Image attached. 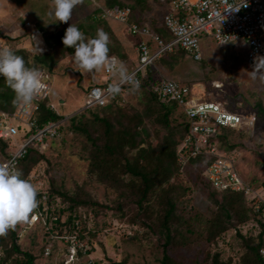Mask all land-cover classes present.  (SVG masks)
<instances>
[{
    "label": "rangeland",
    "instance_id": "1",
    "mask_svg": "<svg viewBox=\"0 0 264 264\" xmlns=\"http://www.w3.org/2000/svg\"><path fill=\"white\" fill-rule=\"evenodd\" d=\"M103 1L81 0V3L73 9L71 20L62 23L54 22V17L48 15L52 0H0V47L24 48L31 52L40 51L38 48L42 51H52L44 41L48 32L67 28L71 23L77 26L80 23H90L89 15L97 6L102 5ZM147 3L150 9L141 14V21L151 26L155 21L160 25L166 5L159 0H147ZM119 27V24L112 23L111 29L108 30L103 24H96L92 35L95 36L97 29H103L110 37V46L117 45L113 41L115 39L123 44L124 49H120L119 54L114 53L110 56L117 58L129 71L135 62L132 56L128 55V57L123 52L132 43L125 31ZM38 28L42 30L38 31ZM116 30L119 32L117 33ZM202 49L201 61H193L185 55L178 57L170 68L165 65L166 63H156L155 67L158 71L153 73V78H171L191 86L200 83L203 85V95L206 98L215 99L214 101L224 104L228 109L235 110L244 119L252 113L256 115L253 105L258 101L264 103V79L259 76L253 78L249 74L252 68L245 67L246 46L236 42L218 45L214 41L205 40ZM72 56L73 54L64 55L51 72L44 68L40 69L48 75L50 85L48 104H53L54 110L64 118L55 121L59 126L58 135L54 138H46L38 147L43 158L32 168L28 179L39 191L46 194L54 188L56 191L74 195L79 199L90 198L109 206L100 209L97 214L88 206H73L72 212L79 214L78 229L86 227V230H96L97 235H89L84 230L78 232L82 233L80 246H84L82 249L87 252L78 255L77 260L75 259L76 261L71 264H109L110 262L160 264L163 250L158 236L152 234L147 226L132 223L128 213L121 218L122 212L114 208L117 202L121 201L117 190L98 183L87 175L89 160L85 149L86 138L68 129V119L85 110L83 104L86 93L93 85L106 82L107 77L103 69L92 73L76 70ZM115 78L114 75L111 77V79ZM122 93L127 105L138 110L144 107L146 98L139 88L124 90ZM180 114L179 108L176 107L172 117L180 121ZM146 125L153 130L150 122H146ZM236 127L231 128L233 131L227 132L226 144L216 142V154L226 161L229 160L226 163L232 166L244 186L249 188L245 195L246 202L256 209L259 202H264V120L256 115L251 127L242 130L239 128L246 127L245 125ZM20 132L23 133L24 129ZM19 141L21 142V138H18L16 143ZM228 144H234V147L228 149ZM10 149L7 146L6 150ZM1 157L2 155L0 159ZM180 165L179 174L171 179L174 191L181 192L184 187H190L191 190L183 195L188 199L187 209L208 216L216 206L209 198L211 188L204 186L200 181L203 177L207 179L206 165L203 162L187 163V161ZM197 183L200 188L198 190ZM211 186L217 190V198L220 199L221 191L212 183ZM61 200L63 198L57 197V201ZM62 203L61 206H66L69 202ZM67 214L63 215L64 219ZM138 219L142 220L140 215ZM238 230L247 236L255 234L259 229L252 220L236 224L235 219H231L227 231L216 237L212 243L204 240L189 246L168 249L167 254L172 259L170 264H203L207 261L210 263L215 253L219 254V259L222 261L230 259V264H240L239 260L242 258L244 248L242 239L237 236ZM44 232L45 229L41 225L34 226L29 232L26 231L16 241L19 249L24 252L29 251L36 256L33 264H59L60 260L63 263L70 247L57 238H52L54 244L49 241L44 244ZM52 237H55L54 233ZM42 245H45L44 249L47 246L51 247L49 255H44ZM90 249L92 252H89Z\"/></svg>",
    "mask_w": 264,
    "mask_h": 264
},
{
    "label": "trees",
    "instance_id": "2",
    "mask_svg": "<svg viewBox=\"0 0 264 264\" xmlns=\"http://www.w3.org/2000/svg\"><path fill=\"white\" fill-rule=\"evenodd\" d=\"M100 6L107 8L129 7L131 9L130 20L135 22H141V14L150 9L147 0H104ZM100 10L101 7L97 6L92 11L93 14L91 13L88 17L90 23H80L77 27L87 37L88 35L93 37L92 31L96 24H103L108 30L111 29L112 23L119 24V28L125 31L132 43L123 53L126 56H132L136 64L134 46L138 39L128 33L127 26L124 24L112 19L94 18L93 15L99 13ZM151 27L166 40L170 38L162 23L157 25V22L153 21ZM65 29L66 27L54 29L45 35V44L52 51L31 52L24 48L12 49L17 55L24 58L28 66L44 68L51 72L64 55L74 52L73 49L66 48L62 43ZM37 30L41 31L42 29L38 28ZM113 41L117 45H109V55L119 54V50L124 49V45L120 44L117 39ZM185 55L193 60L183 49L176 48L171 52H166L154 62L153 66L146 69L145 74L141 76L139 86L135 87L142 90L146 98L145 105L141 110L127 105L126 100L121 103L110 101L105 106L85 109L71 116L68 119V129L86 138L85 149L88 152L89 160L88 177L117 190L121 201L117 202L116 207H113L122 212L121 218L128 213L132 223L147 226L152 234L158 236L163 250L160 264L171 263L172 259L167 254L168 249L189 246L194 242L199 243L204 240L212 243L216 237L227 231L231 219H235L236 224L252 220L259 229L255 234L247 236L239 230L236 231L237 236L243 241L244 248L242 258L239 260L240 264H264V256L260 254V249L264 247V221H262L264 219V202H259L255 209L254 206L248 205L243 192L229 190L221 191V198L218 199L217 190L211 186L207 179L200 177L203 185L211 188L209 198L216 206L215 210L205 216L202 212H192L187 209L188 199L183 195L191 190L190 187H184L181 192L174 191L171 179L179 174L181 168L177 149L180 140L187 133L188 122L182 114H180V121H176L172 117L177 107L176 103L159 99L153 89V84L156 82L153 73L158 71L155 67L156 63H166L165 65L170 68L178 57ZM132 88L134 87L124 86L123 91ZM117 94L120 98H125L119 93ZM48 100L45 98L39 102L35 115L39 127L64 118L62 114L57 113L49 106ZM17 104L14 91L8 87L4 77L0 76V110L11 114ZM253 106L257 117L264 120V103L258 101ZM146 122H150L153 130L149 129ZM229 131H233V129H224L222 134L217 136L219 144H226ZM7 146L8 141L0 139L1 158L9 156L6 151ZM233 147L234 144L227 145L228 149ZM41 158L43 155L39 153L38 148L28 149L18 164V167L23 171V178H29L32 168ZM210 161L211 158L206 159L200 155L190 158L187 163L203 162L208 165ZM196 188L200 189L198 183ZM42 193L38 190L37 198L41 197ZM47 194L49 214L57 215V220L52 222L50 231L57 235H67L76 229L75 223L78 220L72 214L73 206H88L96 214L100 209L109 207L96 200L79 199L74 195L56 191L54 188ZM57 194L58 196H56ZM57 197L68 201V205L61 206L64 201H57ZM65 213L68 214L64 219ZM138 215L141 216V221L138 219ZM261 216L262 218H260ZM77 230L78 232L87 231V234L92 236L97 235L96 230H86V227L77 228ZM77 234L80 238L82 233ZM44 236L45 244L46 241H49L48 233L45 232ZM17 239L14 229H9L6 235L0 236V264L34 263L36 256L29 251H21L16 243ZM56 245L58 244L56 243ZM44 246L42 245V252ZM91 249L89 252H92ZM230 261V259L228 261L220 260L219 254L215 253L210 263L207 261L203 264H230ZM59 264H63L61 260ZM109 264L124 263L110 262Z\"/></svg>",
    "mask_w": 264,
    "mask_h": 264
},
{
    "label": "built area",
    "instance_id": "3",
    "mask_svg": "<svg viewBox=\"0 0 264 264\" xmlns=\"http://www.w3.org/2000/svg\"><path fill=\"white\" fill-rule=\"evenodd\" d=\"M159 2L166 5L161 23L170 36L167 40L149 24L131 21L129 7L98 6L101 10L94 14V18L112 19L126 25L128 33L138 39L134 46L136 64L128 73L139 84L141 76L149 66H153L166 52L176 48L183 49L194 61L202 60V44L205 40L214 41L218 45L243 43L246 46L245 65L250 68L253 67L256 57L264 56V0H246L247 6H240L238 10L233 8L242 4L244 0H159ZM103 70L107 77L106 82L95 84L88 90L83 104L84 109L104 106L110 101L121 103L125 98H120L117 93L123 96L124 86L133 87L126 80L120 81L117 77L111 79L113 74L107 68ZM155 80L153 89L159 99L176 103L188 122L187 133L178 145V162L184 164L190 158L200 155L206 159L211 158L206 165V172L207 179L213 186L220 191H241L247 195L249 188L244 186L232 166L226 163L229 160L226 161L216 154V142L217 136L221 135L224 129L237 128L236 126L241 124L246 127L239 130L251 127L256 120L255 113L244 119L235 110L228 109L220 102L194 98L191 85L165 77ZM117 83L119 91L114 92L113 86ZM42 85L39 95L31 104L18 103L11 114L0 110V139L8 141V147L11 148L6 150L9 156L1 158L0 163L15 160L18 166L29 148H38L46 138L58 135L57 123L49 122L42 127L36 123L35 115L39 102L48 98L50 90L48 75L44 72ZM49 106L55 109L53 104ZM20 127L24 129L23 133L20 132ZM18 138H21V142L16 143ZM37 201L38 207L30 215V222L19 223L14 228L17 238L26 231L29 232L34 226L41 225L48 233L49 242L54 244L52 238H57L70 247L63 264L74 263L78 255L87 252L82 249L84 246H80L81 240L77 234L78 221L72 233L67 235L54 233L55 237H52L50 228L52 222L57 220V215L49 214L48 194L43 192ZM72 214L79 220V214L75 212ZM50 248L47 246L44 249V255H49ZM260 254L264 256V247L260 249Z\"/></svg>",
    "mask_w": 264,
    "mask_h": 264
},
{
    "label": "clouds",
    "instance_id": "4",
    "mask_svg": "<svg viewBox=\"0 0 264 264\" xmlns=\"http://www.w3.org/2000/svg\"><path fill=\"white\" fill-rule=\"evenodd\" d=\"M80 3L81 0H52L48 15L54 17V22L67 23L72 18L73 9ZM240 6H247L246 0L233 10ZM62 43L74 50L72 61L76 70L92 73L107 68L118 80H126L134 88L138 87L139 82L129 75L126 66L109 55L110 37L103 29H97L95 36L87 37L71 23L65 29ZM249 74L264 79V56L254 59ZM0 76L4 77L14 91L16 101L21 104H31L43 86V72L35 66H28L11 47H0ZM113 91H119V83L113 86ZM23 177L15 160L0 163V236L19 223L30 222V215L38 207V189Z\"/></svg>",
    "mask_w": 264,
    "mask_h": 264
},
{
    "label": "bare ground",
    "instance_id": "5",
    "mask_svg": "<svg viewBox=\"0 0 264 264\" xmlns=\"http://www.w3.org/2000/svg\"><path fill=\"white\" fill-rule=\"evenodd\" d=\"M193 91H194V93H195L197 96L202 95V94H203V91H204V89H203V85L200 84V83H196V84H194V85H193Z\"/></svg>",
    "mask_w": 264,
    "mask_h": 264
},
{
    "label": "crops",
    "instance_id": "6",
    "mask_svg": "<svg viewBox=\"0 0 264 264\" xmlns=\"http://www.w3.org/2000/svg\"><path fill=\"white\" fill-rule=\"evenodd\" d=\"M142 22H144V21H142ZM148 24V23H147ZM150 25V24H149ZM151 26V25H150ZM245 67L247 68V69H250V67H247L246 65H245ZM192 92H193V94H194V98H196V99H201V100H212V101H214L215 99H210V98H206L205 97V95H199V96H196L195 95V93H194V91H193V85H192Z\"/></svg>",
    "mask_w": 264,
    "mask_h": 264
}]
</instances>
